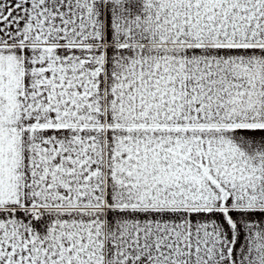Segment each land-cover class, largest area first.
Returning <instances> with one entry per match:
<instances>
[{"label":"snow or ice","instance_id":"1","mask_svg":"<svg viewBox=\"0 0 264 264\" xmlns=\"http://www.w3.org/2000/svg\"><path fill=\"white\" fill-rule=\"evenodd\" d=\"M0 264H264V0H0Z\"/></svg>","mask_w":264,"mask_h":264}]
</instances>
